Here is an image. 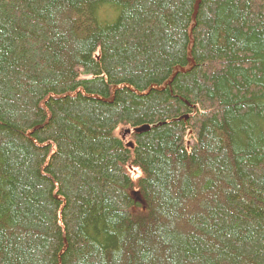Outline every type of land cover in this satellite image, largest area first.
Wrapping results in <instances>:
<instances>
[{
    "label": "trees",
    "instance_id": "obj_1",
    "mask_svg": "<svg viewBox=\"0 0 264 264\" xmlns=\"http://www.w3.org/2000/svg\"><path fill=\"white\" fill-rule=\"evenodd\" d=\"M0 264H264V0H0Z\"/></svg>",
    "mask_w": 264,
    "mask_h": 264
},
{
    "label": "water",
    "instance_id": "obj_2",
    "mask_svg": "<svg viewBox=\"0 0 264 264\" xmlns=\"http://www.w3.org/2000/svg\"><path fill=\"white\" fill-rule=\"evenodd\" d=\"M149 130V127L148 126H143V127H141V128H136V129H133V130H129V129H126L125 131H124V134L126 135V136H128V135H130V134H132V133H134V134H141V133H143V132H145V131H148ZM125 135L122 137L123 139H125ZM127 146H130V144H127ZM136 196V199L138 200V201H140V199L137 197V195H135Z\"/></svg>",
    "mask_w": 264,
    "mask_h": 264
},
{
    "label": "rangeland",
    "instance_id": "obj_3",
    "mask_svg": "<svg viewBox=\"0 0 264 264\" xmlns=\"http://www.w3.org/2000/svg\"><path fill=\"white\" fill-rule=\"evenodd\" d=\"M125 138H127L126 136H125ZM127 141V140H126ZM129 170V172H131L132 173V176H133V178H136V177H138V175L140 176V172L138 171V170H134V169H131V168H129L128 169ZM136 180V179H135Z\"/></svg>",
    "mask_w": 264,
    "mask_h": 264
}]
</instances>
